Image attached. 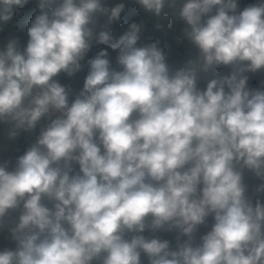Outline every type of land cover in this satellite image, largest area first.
Segmentation results:
<instances>
[{"label": "clouds", "instance_id": "obj_1", "mask_svg": "<svg viewBox=\"0 0 264 264\" xmlns=\"http://www.w3.org/2000/svg\"><path fill=\"white\" fill-rule=\"evenodd\" d=\"M0 264H264V0H0Z\"/></svg>", "mask_w": 264, "mask_h": 264}, {"label": "crops", "instance_id": "obj_2", "mask_svg": "<svg viewBox=\"0 0 264 264\" xmlns=\"http://www.w3.org/2000/svg\"><path fill=\"white\" fill-rule=\"evenodd\" d=\"M169 51H170V53L175 54L176 51H177V49H176L175 47H173V48H171Z\"/></svg>", "mask_w": 264, "mask_h": 264}, {"label": "water", "instance_id": "obj_3", "mask_svg": "<svg viewBox=\"0 0 264 264\" xmlns=\"http://www.w3.org/2000/svg\"><path fill=\"white\" fill-rule=\"evenodd\" d=\"M63 79V78H62Z\"/></svg>", "mask_w": 264, "mask_h": 264}]
</instances>
